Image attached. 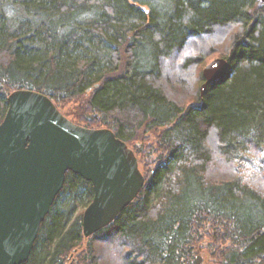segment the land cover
<instances>
[{
  "label": "trees",
  "instance_id": "1",
  "mask_svg": "<svg viewBox=\"0 0 264 264\" xmlns=\"http://www.w3.org/2000/svg\"><path fill=\"white\" fill-rule=\"evenodd\" d=\"M225 32L229 69L201 97L203 70L194 78L189 66ZM18 89L48 95L76 124L113 130L146 180L85 237L93 185L68 172L23 264H100L113 242L128 246L125 264H205L203 251L213 262L264 264L261 0H0V124Z\"/></svg>",
  "mask_w": 264,
  "mask_h": 264
},
{
  "label": "water",
  "instance_id": "2",
  "mask_svg": "<svg viewBox=\"0 0 264 264\" xmlns=\"http://www.w3.org/2000/svg\"><path fill=\"white\" fill-rule=\"evenodd\" d=\"M228 69L224 57L204 68L201 97ZM8 104L0 124V264H23L68 172L93 185L83 213L85 237L110 225L146 180L134 150L113 130L76 124L32 89L13 91Z\"/></svg>",
  "mask_w": 264,
  "mask_h": 264
},
{
  "label": "rangeland",
  "instance_id": "3",
  "mask_svg": "<svg viewBox=\"0 0 264 264\" xmlns=\"http://www.w3.org/2000/svg\"><path fill=\"white\" fill-rule=\"evenodd\" d=\"M232 34H230L229 32H225L224 36L222 37V42H219V39L213 43L212 45H207L206 46V53L204 54V59L200 64H191L189 66L190 71L193 73L192 75L195 76L194 78H197V75L202 72V70L213 60L217 59V58H222L223 53L226 52V50L229 48V44H230V39H231ZM218 43V44H217ZM193 47V46H191ZM183 54V53H182ZM179 55L178 58L174 61L175 65L177 66V68H181L182 67V63L185 60V57L193 55L196 56V54H201V52L195 51L191 54H184V55ZM171 66L169 68H166V73H172V75L174 77L177 76L176 71H178V69H174L172 68L174 66V63L170 64ZM188 67V66H187ZM174 69V70H173ZM188 71V70H187ZM180 78H186L188 77V75L186 77L182 76L185 74V72L181 71ZM196 73V75H195ZM196 84V82L194 83ZM202 84V83H201ZM200 83H197V85L194 87V89L200 88L201 86ZM141 167V164H140ZM142 168V167H141ZM143 171V170H142ZM211 239H209L208 237H206L204 240H202L199 243V246H201L202 248H209V244L211 243L210 241ZM102 240L100 241H96L95 243V247L102 248L103 247ZM109 254L107 255V253L105 255H107L108 257H104L103 255H101V260H100V264L104 263V260L107 258L108 259V263L109 264H125L124 260L126 258V256L123 254L125 252V249L119 245L116 242L113 243H109ZM99 253V252H98ZM101 253V252H100ZM99 253V254H100ZM204 257H205V264H209L213 262V259H211V253L210 251H203ZM75 259V258H74Z\"/></svg>",
  "mask_w": 264,
  "mask_h": 264
},
{
  "label": "flooded vegetation",
  "instance_id": "4",
  "mask_svg": "<svg viewBox=\"0 0 264 264\" xmlns=\"http://www.w3.org/2000/svg\"><path fill=\"white\" fill-rule=\"evenodd\" d=\"M138 161H139V158H138ZM139 167H140V161H139ZM140 170L142 171L141 167H140ZM142 173H143V171H142ZM96 240L100 241L102 239L101 238H96ZM122 247L125 249V252L123 253L125 255L126 253H128V250H127L128 246H122ZM214 263H219V262H212V263H209V264H214ZM67 264H80V261L77 258L74 259L72 256H70L69 262Z\"/></svg>",
  "mask_w": 264,
  "mask_h": 264
},
{
  "label": "bare ground",
  "instance_id": "5",
  "mask_svg": "<svg viewBox=\"0 0 264 264\" xmlns=\"http://www.w3.org/2000/svg\"><path fill=\"white\" fill-rule=\"evenodd\" d=\"M203 70H204V69H203ZM202 74H203V72H202ZM203 79H204V77H203ZM204 82H205V79H204L203 83H204ZM203 83H202V84H203ZM202 84H201V85H202ZM200 95H201V94H200Z\"/></svg>",
  "mask_w": 264,
  "mask_h": 264
}]
</instances>
